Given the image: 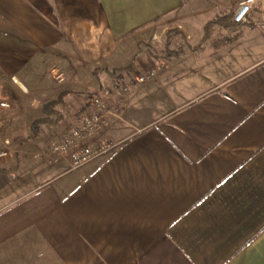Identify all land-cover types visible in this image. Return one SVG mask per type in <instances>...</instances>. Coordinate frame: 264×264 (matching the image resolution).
<instances>
[{
	"label": "crops",
	"instance_id": "crops-1",
	"mask_svg": "<svg viewBox=\"0 0 264 264\" xmlns=\"http://www.w3.org/2000/svg\"><path fill=\"white\" fill-rule=\"evenodd\" d=\"M224 1L0 0V264H264V12L194 49ZM102 80L130 84L118 144L69 171L49 142Z\"/></svg>",
	"mask_w": 264,
	"mask_h": 264
},
{
	"label": "built area",
	"instance_id": "built-area-1",
	"mask_svg": "<svg viewBox=\"0 0 264 264\" xmlns=\"http://www.w3.org/2000/svg\"><path fill=\"white\" fill-rule=\"evenodd\" d=\"M256 6H260L261 11L264 12V0H238L234 22H247ZM261 27L264 29V20ZM156 75L157 69L153 68L136 77V81L145 83ZM57 77L62 80L61 75ZM11 78L23 92L27 93V88L17 76L13 75ZM129 91L130 84L121 82L105 86L98 93H94L89 99L87 110L81 113L60 138L49 142L47 156L53 161L67 160L68 170L71 171L112 151L118 143L101 135L110 126L113 118L120 117V109L125 104ZM1 105L10 106L5 102ZM7 154V151H0V156Z\"/></svg>",
	"mask_w": 264,
	"mask_h": 264
},
{
	"label": "trees",
	"instance_id": "trees-1",
	"mask_svg": "<svg viewBox=\"0 0 264 264\" xmlns=\"http://www.w3.org/2000/svg\"><path fill=\"white\" fill-rule=\"evenodd\" d=\"M233 17H234V14L231 11H229L226 13L217 14L214 18L206 22L203 26L204 35L201 41L194 47V49L202 50L208 44H210L211 46H218L220 44V40L215 41L212 39L215 31L217 30H225V31L227 30L230 33H235V35L230 37V40L235 39L237 37L236 33L238 32V29L240 25L243 23H235ZM179 32L180 31L178 30L170 29L167 32V36H168L167 38H169V36H171L172 34H176V33L178 34ZM169 45L170 43L167 40L166 50L164 54L166 58H173L175 56H179L182 53L183 49L181 47L175 49V48H171ZM64 94H65V91L62 94H60L58 99L49 101L44 106V110L48 114V116L55 115L56 116L55 118L44 117V118L36 119L32 122V131L35 135L39 133L40 129L44 125L54 124L62 120L63 117L58 113V111L55 108L58 105V103L64 100ZM0 170L9 171V170H13V168L9 169L5 167H0Z\"/></svg>",
	"mask_w": 264,
	"mask_h": 264
},
{
	"label": "rangeland",
	"instance_id": "rangeland-1",
	"mask_svg": "<svg viewBox=\"0 0 264 264\" xmlns=\"http://www.w3.org/2000/svg\"><path fill=\"white\" fill-rule=\"evenodd\" d=\"M237 0H227L226 2L224 1L223 2V4H222V13H226V12H229V11H234V9H235V7H236V5H237ZM135 56L134 57H132L131 59H130V61H129V69H130V66H132L133 64H134V62H135ZM96 72H97V69H96ZM99 74V73H98ZM96 78H97V80H99L98 79V76H97V73H96ZM91 80H92V82H94L95 83V86H96V81L94 80V78H91ZM85 82L87 81V78H86V76H85V80H84ZM102 84H104L103 86H110V83L108 82V81H103L102 80ZM96 93H98V92H96ZM124 106V105H123ZM122 110H123V108L122 109H120V111L122 112ZM21 123V124H20ZM19 124H20V127H22L24 124L22 123V121H19ZM15 138H17V137H15ZM54 139H57V138H54ZM53 140V139H52ZM8 144V143H7ZM21 144V143H20ZM5 147V146H4Z\"/></svg>",
	"mask_w": 264,
	"mask_h": 264
}]
</instances>
